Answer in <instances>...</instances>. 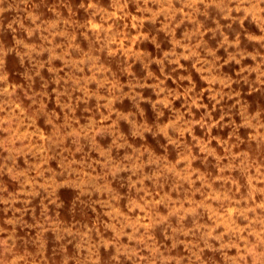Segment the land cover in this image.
<instances>
[{
    "label": "rangeland",
    "instance_id": "1",
    "mask_svg": "<svg viewBox=\"0 0 264 264\" xmlns=\"http://www.w3.org/2000/svg\"><path fill=\"white\" fill-rule=\"evenodd\" d=\"M0 264H264V0H0Z\"/></svg>",
    "mask_w": 264,
    "mask_h": 264
}]
</instances>
